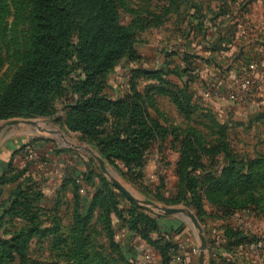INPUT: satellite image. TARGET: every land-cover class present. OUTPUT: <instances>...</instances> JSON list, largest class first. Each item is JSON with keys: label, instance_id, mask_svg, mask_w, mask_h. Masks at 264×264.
<instances>
[{"label": "rangeland", "instance_id": "374dc122", "mask_svg": "<svg viewBox=\"0 0 264 264\" xmlns=\"http://www.w3.org/2000/svg\"><path fill=\"white\" fill-rule=\"evenodd\" d=\"M86 1L70 0L79 26L93 18ZM114 2L134 44L104 93L145 100L152 132L141 164L119 169L69 128V92L53 97L49 115L0 119V264H164L165 251L200 264V234L204 264H264V0ZM31 9L0 3V100L30 51ZM187 136L193 152L183 158ZM98 157L136 197L186 208L200 227L134 204ZM165 218L182 231L162 227Z\"/></svg>", "mask_w": 264, "mask_h": 264}, {"label": "trees", "instance_id": "16d2710c", "mask_svg": "<svg viewBox=\"0 0 264 264\" xmlns=\"http://www.w3.org/2000/svg\"><path fill=\"white\" fill-rule=\"evenodd\" d=\"M30 1V51L0 100V119L49 115L53 97L60 91L69 92L75 97L68 110L69 128L79 130L113 166H140L152 132L145 100L135 90L134 95L120 100H111L104 93L107 75L132 52L134 44L132 34L117 24L114 0L86 1L93 18L84 26L76 24L70 0ZM77 1L85 7L82 0ZM76 69L80 70L79 76L68 86L70 73ZM174 99L180 105L179 96ZM111 119L115 123L109 130L106 123ZM162 135L166 137L165 132ZM176 139L180 141L179 135ZM193 139H184L183 158L192 154ZM11 164L8 172L13 171ZM131 211L133 216L136 213L132 222L136 227L143 214L135 205ZM163 221L162 227L168 231H182L170 219ZM165 252L164 264L171 257Z\"/></svg>", "mask_w": 264, "mask_h": 264}, {"label": "water", "instance_id": "95a60500", "mask_svg": "<svg viewBox=\"0 0 264 264\" xmlns=\"http://www.w3.org/2000/svg\"><path fill=\"white\" fill-rule=\"evenodd\" d=\"M98 161L100 163V166H101L103 172L109 174L112 177L113 184L118 189H120L134 204H136L138 206H142V207H147V208H150L153 210L161 209L165 214H168V215H181L186 220H189V218H190L194 222L196 227H198V228L200 227L198 219L195 216V214L186 208L159 207L158 205H156L154 202H152L150 200H142V199L136 197L129 188H127L122 182H120L116 178V172L109 170L106 167V164L101 157H98ZM200 238H201L200 264H204L205 248H206L207 240L203 234H200Z\"/></svg>", "mask_w": 264, "mask_h": 264}, {"label": "built area", "instance_id": "2783aa9c", "mask_svg": "<svg viewBox=\"0 0 264 264\" xmlns=\"http://www.w3.org/2000/svg\"><path fill=\"white\" fill-rule=\"evenodd\" d=\"M233 75V82L238 83L239 88H241L243 90V92L245 94H247L249 92V83L248 81H244L242 80V72H234L232 73ZM148 258H151L150 254L147 255ZM182 261V256L180 254H172L170 257V260L168 263L166 264H181Z\"/></svg>", "mask_w": 264, "mask_h": 264}]
</instances>
